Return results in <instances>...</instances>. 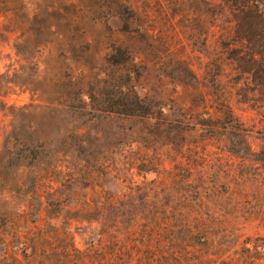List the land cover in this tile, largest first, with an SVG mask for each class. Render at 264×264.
I'll return each instance as SVG.
<instances>
[{"label":"rangeland","instance_id":"obj_1","mask_svg":"<svg viewBox=\"0 0 264 264\" xmlns=\"http://www.w3.org/2000/svg\"><path fill=\"white\" fill-rule=\"evenodd\" d=\"M244 4L0 0V216L33 264H264V21Z\"/></svg>","mask_w":264,"mask_h":264},{"label":"trees","instance_id":"obj_2","mask_svg":"<svg viewBox=\"0 0 264 264\" xmlns=\"http://www.w3.org/2000/svg\"><path fill=\"white\" fill-rule=\"evenodd\" d=\"M262 3V0H245L244 8H238L237 12H244V9L248 8H256L258 10V18L264 21V12L261 10L259 11L257 4ZM235 11V12H236ZM139 101V97L133 94V100L128 99V109H125L124 112H133L138 111L139 106L137 105ZM2 102V101H1ZM125 105V104H124ZM4 106H6L4 104ZM132 106H136L135 108ZM130 108V109H129ZM136 109V110H134ZM129 115H134V113H125ZM36 146H39L36 144ZM18 170L21 169V164L18 165ZM27 167V166H25ZM5 217L0 216V264H33L34 261H36V253L37 250L34 246H26L24 249H21L19 246L23 247L25 244L22 242V239L25 235L23 232L19 231L18 228H16L13 224L9 223V226H13L11 231H7L5 229V223L3 221ZM31 249V250H28ZM30 251V252H29ZM32 251V252H31ZM24 254V260L19 259L20 254ZM69 252L66 254V258H70L71 255H69Z\"/></svg>","mask_w":264,"mask_h":264}]
</instances>
